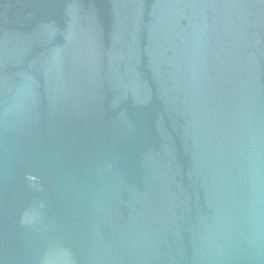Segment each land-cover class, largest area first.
Here are the masks:
<instances>
[{
  "label": "water",
  "instance_id": "1",
  "mask_svg": "<svg viewBox=\"0 0 264 264\" xmlns=\"http://www.w3.org/2000/svg\"><path fill=\"white\" fill-rule=\"evenodd\" d=\"M0 264H264V0H0Z\"/></svg>",
  "mask_w": 264,
  "mask_h": 264
}]
</instances>
